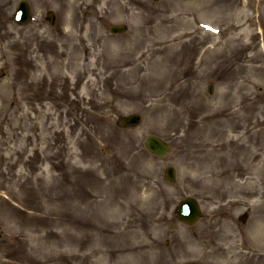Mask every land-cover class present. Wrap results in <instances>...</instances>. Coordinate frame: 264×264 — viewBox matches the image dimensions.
I'll return each instance as SVG.
<instances>
[{"label": "rangeland", "instance_id": "rangeland-1", "mask_svg": "<svg viewBox=\"0 0 264 264\" xmlns=\"http://www.w3.org/2000/svg\"><path fill=\"white\" fill-rule=\"evenodd\" d=\"M20 1L0 0V264H264V156L233 143L215 162L264 119V0H27L24 27ZM186 197L204 210L192 228L173 216Z\"/></svg>", "mask_w": 264, "mask_h": 264}, {"label": "water", "instance_id": "water-1", "mask_svg": "<svg viewBox=\"0 0 264 264\" xmlns=\"http://www.w3.org/2000/svg\"><path fill=\"white\" fill-rule=\"evenodd\" d=\"M21 13L18 14L17 16V19H19L21 17V21H26L28 19V8L26 6L25 3H23L21 5V9H20ZM150 148L154 151V152H158V153H165V151H163V149L159 152L158 149L162 146V144H158V143H153V144H150ZM163 147V146H162ZM186 204H188L187 206H183L181 208V210H179L178 212V216L183 219L184 221L186 222H192L196 219V217L199 215V211H198V208L197 210H195L194 208V204L192 202H187ZM183 208L186 209V210H189L188 212H183Z\"/></svg>", "mask_w": 264, "mask_h": 264}, {"label": "bare ground", "instance_id": "bare-ground-1", "mask_svg": "<svg viewBox=\"0 0 264 264\" xmlns=\"http://www.w3.org/2000/svg\"><path fill=\"white\" fill-rule=\"evenodd\" d=\"M256 136H258V135H260V134H264V129L262 130V132L261 133H258V132H256V133H254Z\"/></svg>", "mask_w": 264, "mask_h": 264}]
</instances>
